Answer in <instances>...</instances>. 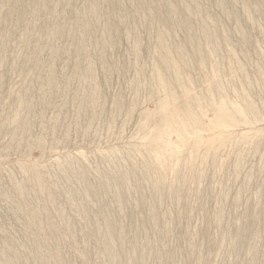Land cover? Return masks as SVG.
I'll use <instances>...</instances> for the list:
<instances>
[{
	"label": "rangeland",
	"instance_id": "1",
	"mask_svg": "<svg viewBox=\"0 0 264 264\" xmlns=\"http://www.w3.org/2000/svg\"><path fill=\"white\" fill-rule=\"evenodd\" d=\"M0 264H264V0H0Z\"/></svg>",
	"mask_w": 264,
	"mask_h": 264
}]
</instances>
